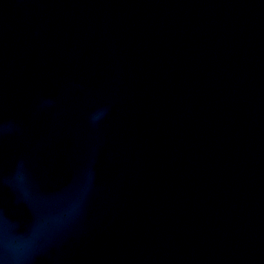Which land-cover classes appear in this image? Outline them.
<instances>
[{
    "label": "water",
    "instance_id": "1",
    "mask_svg": "<svg viewBox=\"0 0 264 264\" xmlns=\"http://www.w3.org/2000/svg\"><path fill=\"white\" fill-rule=\"evenodd\" d=\"M0 264H264V0H0Z\"/></svg>",
    "mask_w": 264,
    "mask_h": 264
}]
</instances>
